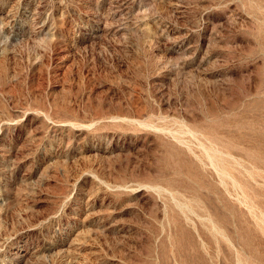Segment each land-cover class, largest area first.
I'll use <instances>...</instances> for the list:
<instances>
[{"label": "rangeland", "instance_id": "rangeland-1", "mask_svg": "<svg viewBox=\"0 0 264 264\" xmlns=\"http://www.w3.org/2000/svg\"><path fill=\"white\" fill-rule=\"evenodd\" d=\"M0 264H264V0H0Z\"/></svg>", "mask_w": 264, "mask_h": 264}]
</instances>
